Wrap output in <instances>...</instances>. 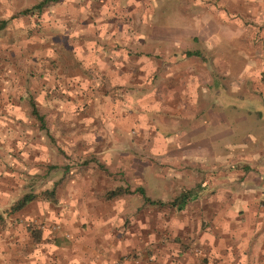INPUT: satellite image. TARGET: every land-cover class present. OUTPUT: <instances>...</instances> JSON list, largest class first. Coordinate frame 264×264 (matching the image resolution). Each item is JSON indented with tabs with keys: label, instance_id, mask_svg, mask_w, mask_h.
<instances>
[{
	"label": "crops",
	"instance_id": "obj_1",
	"mask_svg": "<svg viewBox=\"0 0 264 264\" xmlns=\"http://www.w3.org/2000/svg\"><path fill=\"white\" fill-rule=\"evenodd\" d=\"M88 2L85 10L91 15L104 14L106 0ZM67 3L59 0L53 5ZM77 7L82 8L80 3L72 7V18L83 24L82 19L86 21L91 15H78ZM19 10L0 16L8 19L0 33L11 21L35 14L14 17ZM99 20L103 27H93L87 21L85 27H72L69 40L58 42L51 58L45 56L61 78L53 105L57 111L69 109L73 115L65 147L69 153L64 154L71 165L54 167L53 171L61 172L52 183L59 181L55 203L36 198L13 214L7 212L21 194L49 189H33L34 180L43 176L37 172L39 166L36 171H25L26 189L0 212V225H5L10 217L14 222L19 212L24 215L23 210L32 202L56 208L54 222L60 229L38 235L49 252H41L24 264H201V258L218 264H264V142L261 148L245 151H237L239 146L232 143L222 144L227 132L232 135L233 125L245 120L236 113L229 117L214 113L211 123L215 131H203L207 125L201 123V80L207 75L201 68L200 48L190 49L184 42L201 41V27H109L110 20ZM50 46L45 49L51 50ZM229 68L225 75H230ZM217 74L222 76L221 71ZM248 81L252 75L245 76L246 89ZM233 88L231 93L238 91V85ZM250 88L255 89L252 84ZM118 94L121 101L111 100ZM260 96L264 97V89ZM24 100L33 120L30 124L52 142L45 113L29 89ZM30 101L43 115L44 127L31 114ZM147 111L180 114L186 123L170 129L161 125L157 132L152 120L150 123L145 118ZM207 115V120L211 119ZM126 120L137 127L133 146L138 152L125 148ZM222 124L229 127L223 131ZM245 138L249 142L254 137L250 134ZM228 146L230 150H223ZM138 165L139 170L153 165L171 177L179 175L188 181L187 189L199 190L183 204L159 206L145 203L141 197L143 203L133 205L127 213L130 228L119 230L118 220L126 217V212L123 218L117 214L130 208L123 198L138 193L108 200L104 194L117 186L130 191L142 188ZM122 170H128L134 189L115 180L114 173ZM110 180L116 181L112 187ZM161 208L169 211L164 218L158 217ZM25 224L21 221L17 228Z\"/></svg>",
	"mask_w": 264,
	"mask_h": 264
},
{
	"label": "rangeland",
	"instance_id": "obj_2",
	"mask_svg": "<svg viewBox=\"0 0 264 264\" xmlns=\"http://www.w3.org/2000/svg\"><path fill=\"white\" fill-rule=\"evenodd\" d=\"M86 1L68 0L66 5H51L39 15L29 14L11 21L7 29L0 33V212L26 189L24 185L28 178L24 177L25 171H36L41 167L37 172L43 176L34 180L33 189L36 191L39 187L50 188L61 175L59 170L53 171L55 166L62 163L71 165L64 154L69 153L65 147L72 132L70 122L73 115L69 109L57 111L53 105L57 101L54 96L59 94L57 87L61 78L56 66L46 63L45 56L51 58L55 52L53 47L60 41L69 40L71 32L68 30L85 27L86 21L93 27H103L104 22L99 23L102 18L111 21L107 24L110 23L109 27H201V41L187 39L184 42L190 49L200 48L201 68L207 75L201 80V123L207 125L203 131H215L211 123L214 113L221 112L227 117L236 113L245 120L233 125L232 135L227 132L222 144L238 145L237 151L261 148L264 142V97L260 96L264 89V0H106L104 14L92 11V15L90 10H85ZM37 2L0 0V16H8ZM78 3L82 7H77L78 15H86V12L91 15L86 21L82 19L83 24L72 18L74 12L71 8ZM47 45H51V50L45 49ZM252 59L255 63L253 69ZM229 64H232L230 68ZM227 68L231 69V73L226 76ZM220 71L222 76L217 74ZM251 75L252 81H248L246 89L245 76ZM251 84L255 89L251 90ZM235 85H238V91L231 93ZM26 89L32 92L38 107L45 113L52 142L30 124L33 120L27 114ZM120 96L118 94L111 100L121 101ZM207 113L211 115L209 120ZM145 118L148 122L152 120L157 132H160L161 125H168L170 129L171 126L186 123L180 114L175 113L165 115L163 112L147 111ZM222 123H226L225 120ZM134 124L128 120L125 122V148L128 151L137 149L133 146L138 134ZM221 127L225 131L229 126L222 124ZM130 130L132 133H129ZM250 134L254 138L248 142L245 137ZM43 144L44 149L40 146ZM230 147H223V150H230ZM144 167L139 170L138 165L136 170L141 171L143 180L140 186L150 198L167 203L175 198L181 199L183 191L190 196L199 190L187 189L188 181L179 178V175L171 177L163 169L156 170L153 165ZM110 173L113 174L112 171ZM196 173L200 176L201 170ZM44 175H47L45 179ZM114 177L117 183L134 189L135 183L128 170L115 172ZM110 181L109 186L112 187L116 181ZM123 200L130 208L121 211V214L118 212L117 218H123L126 212V217L118 220L119 230L130 228L127 213L132 211L133 205L138 207L143 203L140 194L132 198L124 197ZM55 211V207L32 202L23 210L24 215L19 212L13 217L14 222L9 220L11 217L6 219L5 225H0V264H24L41 252H49V247L38 239V235L47 233L49 229H60V225L54 222ZM165 213H169L166 208L159 209L158 217L164 218ZM21 221L26 224L17 228ZM212 260L201 258V264H218Z\"/></svg>",
	"mask_w": 264,
	"mask_h": 264
},
{
	"label": "trees",
	"instance_id": "obj_3",
	"mask_svg": "<svg viewBox=\"0 0 264 264\" xmlns=\"http://www.w3.org/2000/svg\"><path fill=\"white\" fill-rule=\"evenodd\" d=\"M58 1L59 0H39L33 6H31L29 8H23V9L19 10L17 13H15L13 16L18 17V16L29 14V13L39 14L44 8H47V7L57 3ZM7 23H8V19H0V31L6 26ZM30 104H31V114L39 122L40 126L44 127L43 115L40 114L36 110L35 106L33 105V103L31 101H30ZM87 162L88 161H85V163H87ZM58 182L59 181H56L53 184V186L49 189H44V190H40L37 192L28 191V192L21 194L18 198H16L14 200L13 204L10 206V208L7 210V212L9 214H13L14 212L19 211L26 204H28L29 202H31L32 200H34L36 198L43 199L45 201H48L49 203H55L56 202L55 189H56ZM131 192H137L138 194H140L145 203L159 205V206L165 205L167 203L170 205H173L177 202H181L183 204L184 202H186L187 198L189 197V196H186V191H183L184 195H182L181 199L175 198V199L171 200L170 202L163 203L158 199H150L149 197H147L142 188H137V189H134L133 191H130L127 187L117 186L111 190L106 191L104 194V198L106 200H108V199H111V198L118 196V195H122V196L127 195ZM1 221H2V217L0 215V222Z\"/></svg>",
	"mask_w": 264,
	"mask_h": 264
}]
</instances>
